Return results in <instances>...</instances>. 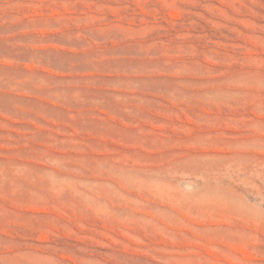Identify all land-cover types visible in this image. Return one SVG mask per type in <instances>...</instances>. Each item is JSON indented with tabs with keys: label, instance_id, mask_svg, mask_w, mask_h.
<instances>
[{
	"label": "rangeland",
	"instance_id": "obj_1",
	"mask_svg": "<svg viewBox=\"0 0 264 264\" xmlns=\"http://www.w3.org/2000/svg\"><path fill=\"white\" fill-rule=\"evenodd\" d=\"M0 264H264V0H0Z\"/></svg>",
	"mask_w": 264,
	"mask_h": 264
}]
</instances>
